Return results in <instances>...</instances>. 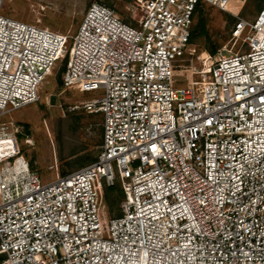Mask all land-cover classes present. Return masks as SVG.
<instances>
[{
  "label": "built area",
  "instance_id": "2783aa9c",
  "mask_svg": "<svg viewBox=\"0 0 264 264\" xmlns=\"http://www.w3.org/2000/svg\"><path fill=\"white\" fill-rule=\"evenodd\" d=\"M199 1L137 0L135 23L94 2L74 36L0 13V112L38 102L63 63V91L104 89L63 110L103 115L97 159L51 182L21 154L24 128L0 123V264H264V5L237 18L239 49L173 86Z\"/></svg>",
  "mask_w": 264,
  "mask_h": 264
},
{
  "label": "rangeland",
  "instance_id": "374dc122",
  "mask_svg": "<svg viewBox=\"0 0 264 264\" xmlns=\"http://www.w3.org/2000/svg\"><path fill=\"white\" fill-rule=\"evenodd\" d=\"M94 2L109 5L127 22L135 23L139 19L137 0H11L4 2L0 13L27 24L74 36ZM262 5L263 0H230L228 10L224 11L203 0V10L196 12L193 25L197 14L203 12L206 18L205 32L192 43L191 55L185 54L176 59V84L173 86H189L202 77L207 67L205 56L213 55L207 47H216V52L223 48L239 49L241 42L234 44L232 40V29L237 18H254ZM64 67L65 63L59 65L53 75L47 77L38 102L17 110L8 106L6 112H0V123L14 121L24 128L23 132H15L16 140L21 154L34 166L33 171L42 183L51 182L63 172L68 174L94 162L102 143V114H64L63 110L70 101L102 97L104 89L63 91L59 81ZM26 139L33 144H26Z\"/></svg>",
  "mask_w": 264,
  "mask_h": 264
},
{
  "label": "trees",
  "instance_id": "16d2710c",
  "mask_svg": "<svg viewBox=\"0 0 264 264\" xmlns=\"http://www.w3.org/2000/svg\"><path fill=\"white\" fill-rule=\"evenodd\" d=\"M103 4H105V3H103ZM105 5H107V4H105ZM263 5H264V0H263ZM263 5H262V7H263ZM107 6H109V5H107ZM202 7H203V1H199L198 4L196 5L194 17L196 15V12L198 13V10H203ZM261 8H260V10H261ZM205 26H206L205 15L203 12H200L199 14H197L196 23L192 26L191 35H190V42L191 43H193L198 37L203 36V33L205 32ZM207 48L209 49L210 53H212V54L216 53V47H207ZM64 69H65V67H64ZM64 69H63V71H64ZM62 74H63V72H62ZM59 84L61 87H63L62 78L59 81ZM30 167L32 170H34L33 165L30 164ZM65 174H66V172H63V175H65ZM122 198H123V191L121 190V187L119 184L114 186V187H105L104 188V200L108 206L109 213L112 217L120 215L119 205L121 203Z\"/></svg>",
  "mask_w": 264,
  "mask_h": 264
},
{
  "label": "bare ground",
  "instance_id": "6f19581e",
  "mask_svg": "<svg viewBox=\"0 0 264 264\" xmlns=\"http://www.w3.org/2000/svg\"><path fill=\"white\" fill-rule=\"evenodd\" d=\"M29 141H30V140L28 139V142H27V143H28V144L31 146V145L33 144V142H32V144H30V142H29Z\"/></svg>",
  "mask_w": 264,
  "mask_h": 264
}]
</instances>
